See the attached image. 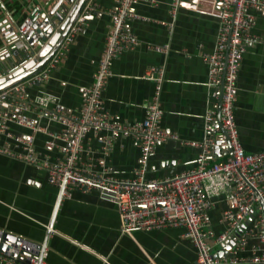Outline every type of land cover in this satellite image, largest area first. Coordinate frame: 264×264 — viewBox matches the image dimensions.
<instances>
[{
    "label": "built area",
    "instance_id": "built-area-1",
    "mask_svg": "<svg viewBox=\"0 0 264 264\" xmlns=\"http://www.w3.org/2000/svg\"><path fill=\"white\" fill-rule=\"evenodd\" d=\"M2 1V14L16 26V29L9 31L7 28L4 32L11 34V40H14V44L2 53L4 60H0V76H6L34 57L47 37L40 45H29L24 38L29 27L27 17L24 15L16 22ZM138 1L115 0L108 9L104 44L92 79L81 90L82 99L76 111L65 112L57 102L49 105L54 102V97L47 92L28 97L25 90L47 80L52 69L66 55L74 35L83 28L86 15L95 9L97 0H83L59 43L37 69L0 89V154L44 169L47 181L56 186L58 202L69 197L73 190H95L100 198L115 205L122 232L129 233L134 228L181 227V235L195 247L196 264H264V147L244 151L232 112L241 55L246 43L253 39L249 31L255 22L253 10H264V0H192V9L212 14L217 19L211 48L200 52L206 64L207 103L202 113V136L181 141L196 147L193 166L161 177L146 176V168L155 144L165 138H176L160 124L159 90L163 65L149 64L143 72L144 77L153 80L154 92L141 118L133 121L114 119L105 109L101 96L112 57L139 42L125 26V21L152 19L132 10V5ZM144 1L158 3V0ZM180 1L169 0L168 13L172 19ZM39 4L33 6L39 9ZM70 4L66 9L59 6L53 11L55 17L48 25L50 33L65 18ZM166 25L170 27L172 21ZM2 44L0 42V46ZM147 46L162 53L168 50V43H148ZM30 48L32 53H29ZM14 49H19V54ZM29 111L35 112L36 117L46 116L60 122L62 130L55 133L35 124ZM9 122L26 126L31 132H45L44 150L35 147L32 135L12 131ZM89 132L104 133L98 137L102 153L108 151L116 136H129L134 140L138 156L130 176H115L103 161L98 164L82 159L86 148L83 141ZM55 140L61 143L52 157L46 148L55 146ZM213 145H217L219 151L228 145L230 154L220 158L226 151L215 154ZM219 201L223 206L213 223L210 212ZM46 227L53 231L51 226ZM3 233L0 229V240ZM3 242L0 264H48L41 243L21 236ZM226 244L228 246L224 248ZM215 246L218 248L213 249Z\"/></svg>",
    "mask_w": 264,
    "mask_h": 264
},
{
    "label": "crops",
    "instance_id": "crops-1",
    "mask_svg": "<svg viewBox=\"0 0 264 264\" xmlns=\"http://www.w3.org/2000/svg\"><path fill=\"white\" fill-rule=\"evenodd\" d=\"M57 1L30 0L21 7L20 15L14 17L9 13V16L20 20L39 2L38 13L42 17L44 10ZM114 1L97 0L95 9L86 15L83 28L74 35L66 55L47 80L26 88L28 97L44 91L54 97L49 105L57 102L65 112L77 110L81 90L90 83L102 50L109 22L108 9ZM191 5L192 0H181L172 19L168 13L169 0H158L155 5L144 0L133 4L132 10L155 20L125 21L139 42L112 57L110 73L101 92L104 107L114 119H139L154 92L153 80L144 77L143 72L149 64L163 65L160 124L176 138H165L155 144L147 159L146 176H169L193 166L196 147L181 141L202 136V113L207 103L206 64L200 52L211 48L217 19L192 9ZM2 13L0 9L1 61L4 60L2 53L14 44L12 35L4 33L11 20ZM253 13L255 22L249 29L253 39L246 43L241 55L232 105L237 134L246 152L264 147V10H253ZM169 21H172L170 27L166 25ZM148 43H168V50L157 52ZM15 50L19 54L20 50ZM10 52L12 55L13 50ZM34 114L28 112L35 124L55 133L62 130L60 122ZM8 125L14 132L32 135L35 147L44 150L45 132H31L26 126L12 122ZM102 134H87L83 141L87 149L82 159L98 164L103 161L115 176H130L138 156L137 144L129 136H116L108 151L102 153L98 141ZM55 142V146L46 148L52 157L61 143ZM56 194V186L47 181L44 169L0 154V229L41 244L45 237L43 246L48 264H196L195 247L181 235V227L134 228L129 233L122 232L115 205L100 198L93 189L73 190L69 197L62 198L48 225ZM222 206L223 202L219 201L211 210L213 223Z\"/></svg>",
    "mask_w": 264,
    "mask_h": 264
},
{
    "label": "water",
    "instance_id": "water-1",
    "mask_svg": "<svg viewBox=\"0 0 264 264\" xmlns=\"http://www.w3.org/2000/svg\"><path fill=\"white\" fill-rule=\"evenodd\" d=\"M82 1L83 0H58L57 3L51 4L48 10H44V14L42 17L39 16V13H38L39 9H36L35 6L30 7L29 12L26 13L25 15L28 19V26H29L24 35L25 40L27 41L29 45H32L33 43L40 45V43L44 39H46V37L47 39L40 46V48L36 51L34 57L22 63L20 66L15 68L13 71H11L6 76H0V89L20 79L24 75H27L28 73L34 71L46 60V58L51 54V52L54 50V48L57 46V44L61 40L69 24L73 21L74 17L77 15L79 11V7L82 4ZM66 3H71L69 11L67 12L65 18L60 22L57 29L53 31L52 33H50L51 30L48 25H49V22H51L53 18L55 17V15L53 14V11L59 8V6L62 7L63 9H66V6H67ZM43 9H45V7H43ZM34 10H36L35 13H33ZM18 21L20 20H16V22ZM13 29H16V26L14 23L11 22V24H9V31H12ZM33 30H35V32H33ZM32 52H33V49L30 48L29 53H32ZM220 91H221V88H220ZM213 151L215 154L226 151L223 154V157L230 154V149L228 145L221 148L220 151L218 150L217 145H213ZM57 205H58V195L55 199L54 207L52 209L48 225H51ZM47 234H48V230H46L45 236ZM13 237L14 235L12 234L3 233L1 240H0V250H2L4 246L3 240L12 241ZM45 240L46 238L44 237L42 241V245H44ZM227 246L228 244L224 245L223 247L226 248Z\"/></svg>",
    "mask_w": 264,
    "mask_h": 264
},
{
    "label": "trees",
    "instance_id": "trees-1",
    "mask_svg": "<svg viewBox=\"0 0 264 264\" xmlns=\"http://www.w3.org/2000/svg\"><path fill=\"white\" fill-rule=\"evenodd\" d=\"M29 1L30 0H22V2L20 3L19 0H3L2 2H3V6L8 10V12L15 17V16L20 15L21 7L23 5L24 6L27 5ZM1 16L2 15L0 14V18ZM15 20H18V19H15Z\"/></svg>",
    "mask_w": 264,
    "mask_h": 264
},
{
    "label": "rangeland",
    "instance_id": "rangeland-1",
    "mask_svg": "<svg viewBox=\"0 0 264 264\" xmlns=\"http://www.w3.org/2000/svg\"><path fill=\"white\" fill-rule=\"evenodd\" d=\"M148 177H151V176L148 175ZM215 248H218V246H215L213 249H215Z\"/></svg>",
    "mask_w": 264,
    "mask_h": 264
}]
</instances>
